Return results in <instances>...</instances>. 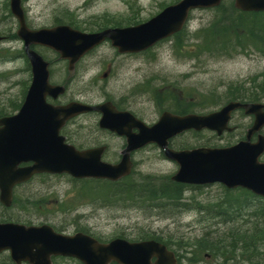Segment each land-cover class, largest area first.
Instances as JSON below:
<instances>
[{"label": "rangeland", "instance_id": "1", "mask_svg": "<svg viewBox=\"0 0 264 264\" xmlns=\"http://www.w3.org/2000/svg\"><path fill=\"white\" fill-rule=\"evenodd\" d=\"M131 1L133 9L129 8ZM175 1L22 0L21 5L26 22L33 28L61 23L80 31L96 32L103 29L99 27L105 25L101 23H105L106 19L110 20L109 25L116 26L119 23L118 26L125 27L146 21L164 5ZM5 2L8 3V0H0V35L4 37L0 41V109L2 106L4 113L12 114L13 106L19 101L30 74L25 69V60L18 56L22 49L21 42L8 40L13 38L12 33L15 35L17 23L12 16H7ZM231 3V0H226L216 8L192 11L180 42L175 38H168L142 54L128 55L115 52L109 41H105L81 58L71 72L66 70V65L53 60L51 80L54 83H65L66 92L61 98L63 100L96 103L103 98H112L119 106L131 110L147 123H153L162 110L179 109V105H182L181 110L187 112L212 111L233 98L235 93H244V97L249 95L264 103V31L257 30L251 38L245 30L243 40L241 36L238 37L239 40L231 36L223 49L216 47L212 51H199L192 47L199 42L196 34L200 35L208 26L230 21L237 15ZM259 17L260 22L248 21L247 24L245 22L246 26L258 29L264 22V14ZM241 41L247 46L243 48ZM180 44L188 45L192 50L181 48ZM36 50L50 60L56 57L46 48L37 47ZM98 118L93 114H84L72 119L66 128L72 136L76 134L71 140L77 145L85 141L93 143L104 140L116 145V139L105 137L104 133L99 132ZM250 122L248 117L237 112L230 121V125L236 127L233 134L224 133L217 137L207 130L200 134L188 132L176 138L174 144L194 146L206 144L209 140L210 146H226L243 136ZM178 142L180 145H177ZM114 155L116 153L109 156ZM133 160L134 178L136 181L149 182L152 190L155 187L157 189L176 170L175 163L164 159L153 146L138 151L133 155ZM67 179L64 176L36 178L34 181L39 184V193L35 194L36 205L31 201L24 205L19 197L9 209L10 215L16 213L12 219L25 221L18 214L19 209L49 212L48 215L54 219L53 216L58 214L51 215V212L67 207L68 219L72 222L75 219L78 225L102 226L106 237L115 233L118 235L119 232L137 236L141 232L171 231L183 236L173 237V241L187 243L194 242L204 233H209L206 237L213 242H219L223 238L225 229L222 223H218L221 218L210 215L207 211L196 210L223 199L218 184L201 190L186 189L182 199H185L187 205L183 212H179L171 207H165L162 211L145 210L147 205L142 199H134L137 203L134 207H126V203L120 202H116L119 207L117 204L103 206L90 203L88 199L78 198V189L74 187L80 184H72ZM78 202L85 203L78 205ZM71 208L74 210L70 211ZM49 216H43L42 219H49ZM250 226L251 223L236 224L237 229H243L241 231ZM258 245L261 248L257 250L261 257L259 260L264 261V243Z\"/></svg>", "mask_w": 264, "mask_h": 264}, {"label": "water", "instance_id": "2", "mask_svg": "<svg viewBox=\"0 0 264 264\" xmlns=\"http://www.w3.org/2000/svg\"><path fill=\"white\" fill-rule=\"evenodd\" d=\"M220 1L178 0L136 25L84 32L67 25L29 29L25 24L20 0H9V9L18 21L16 33L23 41L30 64L31 80L18 111L0 118V200L9 204L11 187L37 172L116 180L130 172L128 153L148 143H155L167 159L178 165L171 176L172 180L189 184L218 182L228 188L240 186L264 197V161L258 159L264 151V136L258 134L255 142L250 141L252 134L264 125L263 104L229 101L219 110L204 115L163 112L152 125L145 124L127 111L116 110L107 102L97 105L70 102L55 106L46 102V96L56 98L63 92V87L48 82V62L30 48L33 44L50 47L61 58L68 59L71 69L83 53L106 38L119 52L144 50L179 31L191 10L213 7ZM234 5L241 10H264V0H234ZM237 108H243L246 114L254 116L244 140L225 147L200 146L183 150L168 147L169 138L188 129L206 128L215 131L217 135L231 131L227 123L230 113ZM87 111L100 113V128L125 137L126 147L118 163L101 161L102 147L76 150L63 142L64 137L59 135V129L65 120ZM133 129L137 131L133 132ZM28 161L32 164L18 167L21 162ZM83 242L80 234L66 238L52 236L39 227L18 224L0 226V250L9 248L16 261L25 255L31 263L39 264L35 261L38 248H59L67 252L66 248H77ZM133 245L139 246L114 239L100 246L105 253L104 262L110 258L109 254L117 250H129ZM82 260L86 264L90 261L88 257ZM43 263L46 264L45 259Z\"/></svg>", "mask_w": 264, "mask_h": 264}, {"label": "flooded vegetation", "instance_id": "3", "mask_svg": "<svg viewBox=\"0 0 264 264\" xmlns=\"http://www.w3.org/2000/svg\"><path fill=\"white\" fill-rule=\"evenodd\" d=\"M116 52V50H115ZM55 58L50 60V66H53L54 61H59L63 63L67 67V61L60 59L56 52H52ZM141 54L144 52H140ZM137 53V54H140ZM128 55H133L136 53H127ZM54 60V61H53ZM49 61V60H48ZM61 84L65 87V83H57ZM66 90V87H65ZM65 94V92H64ZM58 96L55 100L51 98H46V100L52 104H64L68 101L61 99L62 96ZM72 99V98H71ZM22 102V101H21ZM20 102V104H21ZM99 102H110L115 108L120 110H127V108H123L116 103L115 99L112 98H103ZM97 103V102H96ZM181 106V105H179ZM3 107L0 109V118L7 115V113L3 112ZM172 111L179 112L178 109H171ZM129 111V109H128ZM164 111V110H163ZM131 112V111H130ZM162 112V111H161ZM134 114L133 112H131ZM93 115L99 116L98 113L93 112ZM136 115V114H135ZM159 115V114H158ZM139 117L138 115H136ZM252 117V116H251ZM141 118V117H139ZM142 119V118H141ZM69 121L62 128V133L66 137L67 141L73 144L78 149L90 148V147H99L103 146L102 151V160L111 163H118L121 158V151L124 149L126 145V140L124 136H119L114 132L108 131L106 129H98L100 133H104L105 137H113L116 139V145H112V143L107 140L99 141V142H90L85 141L77 145L73 140H69L71 138L69 132L65 130ZM2 128V125H0ZM251 140H255V135L251 137ZM116 147V149H115ZM140 149L134 150L129 153V159L131 161V167L134 165L133 155L136 154ZM111 153H116V155L110 157ZM40 175H36L28 179L27 181L16 185L13 188V198L10 205H5L0 201V224H7L11 221L19 222L24 225H47V229L51 230L53 233L58 234L63 237H71L75 234H82L84 237H81L86 242H83L77 248H66L64 250L59 248H38L36 255V262L43 263V260H46V264L49 262L50 264H86L82 258L88 257L90 259L87 264H104L105 253L103 249H101L100 245L104 244L114 238H122L127 240L130 243L142 242L144 240H153L157 244L164 247V250H145V249H136V250H125L119 254H114V258L110 259L107 264H138V259L147 260L146 264H158V260L160 264H248L247 255L248 252L241 250H226L222 249L217 250L220 247H228L233 246L231 243H217V242H183V241H173L175 238H183L182 235H176L171 231H157L164 232L163 235H158L157 232L154 236L150 235H138L132 236L130 234L119 232L118 235L116 233L114 235L105 236L104 235V227L102 226H91V225H78L73 224L71 219H68L69 214L64 212L63 210H56L51 212V215L57 213L58 215H54V219H52L49 212H41L38 209H19L18 214L25 218V221H17L12 219V216L16 215V213L9 214V209L14 204L15 200L20 197V200L24 205L29 204L31 201L34 205H36L35 194L39 193V184H36L34 181L36 178H39ZM133 178V177H132ZM134 179V180H133ZM124 177L116 180V195L117 200L122 201L124 194L126 192V183L134 182L135 178ZM119 207V205H117ZM31 216H28V215ZM63 214V215H62ZM49 216V219H42L43 216ZM71 221V222H70ZM130 232V231H129ZM171 239V240H167ZM123 255V256H122ZM116 256H122L116 259ZM161 258V259H160ZM163 261V263H162ZM0 264H32L27 258L20 260L19 263L14 262L7 249H2L0 251ZM44 264V263H43Z\"/></svg>", "mask_w": 264, "mask_h": 264}, {"label": "trees", "instance_id": "4", "mask_svg": "<svg viewBox=\"0 0 264 264\" xmlns=\"http://www.w3.org/2000/svg\"><path fill=\"white\" fill-rule=\"evenodd\" d=\"M5 7L7 10V16L11 17L7 2H5ZM133 7L134 5L131 1L129 8L133 9ZM234 11L237 12V15H234L232 20L224 21L219 25H216L214 23L205 28V31L200 35L196 34V36H198L199 38V42H196L192 47L198 49L199 51H212L216 47L223 49L230 40L231 36L237 37L238 40V37L241 36L243 40L245 30L248 31L247 35L251 38H253V34H255L256 30L260 29L264 31V22L261 26H259L258 29H253L254 27L250 28L246 26L248 21L260 22L261 18L259 16L260 14L264 13H260L259 15H257L236 11L235 9ZM108 21L110 20L106 19L105 23H101V25H105L99 28H105L106 25H109ZM114 25L115 24L109 26ZM118 25L119 23L116 24V26ZM185 32L186 30L184 28L181 31L177 32L171 38H175L177 42H180L182 39V35H184ZM12 34L13 38L15 39L16 37L14 33ZM241 44L243 48L244 46H247V44L243 45L242 41ZM181 48L191 49V47H189L188 45H181ZM21 52L19 54H22ZM236 94H238V96H236ZM247 97H249V95L244 97V93H235V95L231 99H239L243 101V99ZM18 106L19 101L14 104L13 110H15ZM209 142L210 141L208 140L206 144L197 145L210 146ZM71 181L72 184H80L79 186L74 187V189H78L76 191L78 198L88 199L90 203L94 202L95 204L103 206H116V182L99 179H71ZM144 185L149 186L150 183H126V192L123 198L129 200L130 203L132 202L133 205L137 204L134 199L144 200V204L147 205L145 207V210L157 209L162 211L165 207H171L174 208V211H179L184 209V206L187 205L182 204L181 201H179L182 197V190L184 186L182 184H177L167 179V181L161 183V185H159L157 189L155 187L154 190L147 189V187ZM220 188V191L223 194L222 200L215 204H211V206L206 208H196V210L199 212L207 211L208 213H210V215L213 214L215 217L221 218L218 220V223H222L225 231L223 232V238L219 239V242L217 243H231L233 246H229L230 249H227L228 247L224 246L217 248V250H233V248L231 247H234V250H247L251 252L246 257L250 263L254 262L253 264H264V261L259 260V258L261 257L259 253H257V250L261 249L258 244L261 242L264 243V199L257 198L245 189H226L223 186H220ZM84 203L85 202H78V205H82ZM73 210V208L70 209V211ZM63 211L67 212L68 208L65 207ZM240 222L251 223L252 226H250L249 229L245 231H241L243 229L239 230V228H236V224ZM73 224H77L75 222V219L73 220ZM151 234L154 235V233ZM194 242H211V239L209 237L201 235L197 237Z\"/></svg>", "mask_w": 264, "mask_h": 264}]
</instances>
